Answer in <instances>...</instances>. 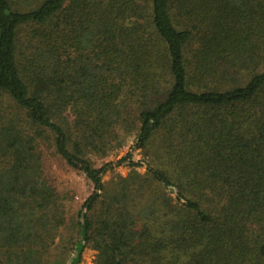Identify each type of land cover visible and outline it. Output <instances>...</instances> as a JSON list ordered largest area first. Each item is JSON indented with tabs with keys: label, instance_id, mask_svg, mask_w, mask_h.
<instances>
[{
	"label": "trees",
	"instance_id": "1",
	"mask_svg": "<svg viewBox=\"0 0 264 264\" xmlns=\"http://www.w3.org/2000/svg\"><path fill=\"white\" fill-rule=\"evenodd\" d=\"M50 151L93 187L59 264H264V0H0V264H53Z\"/></svg>",
	"mask_w": 264,
	"mask_h": 264
},
{
	"label": "rangeland",
	"instance_id": "2",
	"mask_svg": "<svg viewBox=\"0 0 264 264\" xmlns=\"http://www.w3.org/2000/svg\"><path fill=\"white\" fill-rule=\"evenodd\" d=\"M66 115L70 119L71 114L67 112ZM135 136L136 131L129 135H125L124 140L122 141L123 143L121 149L113 152L105 159L91 155L90 158L92 163L95 166H101L105 162L117 161L129 153L132 155L134 162L144 164L147 161L146 150L145 152H142L141 150H133L131 147L135 143ZM45 155L48 156L49 164L53 166L52 169H54L55 173L52 177L57 178L58 185L60 186L59 188L63 194L66 205V223L60 230L59 236L56 239L55 245L53 247L54 249L53 251L51 250V256L48 258L53 262V264H59L58 262L64 258V248L66 251L67 247L69 249L66 253L68 258L72 259L77 256V250L73 249L70 244V240L73 237L76 238L77 234L75 228L73 227V218L76 217V214L85 199L92 194L93 187L84 175L76 173L73 170L67 168L65 165H63V163L57 160L56 157L51 155V151ZM145 173L146 168L144 167L130 168L126 165L125 167H120L116 171L105 175L103 182L105 183L108 190H118L120 187L125 186L123 181L127 179L128 176L138 174L140 177H144ZM135 180L137 181L138 179L136 178ZM139 182L141 183L142 180H139ZM138 185L139 184L135 183V185H132V188H137ZM142 196V200L136 199L132 202V204H130V208L132 207L131 210L134 213V216H140V214L144 213V216L146 217V194H142ZM139 201H141V203H139ZM101 209H103V205L99 206L97 212H100ZM95 255L96 253L91 247L86 248L83 253V264H94V260L96 258Z\"/></svg>",
	"mask_w": 264,
	"mask_h": 264
}]
</instances>
